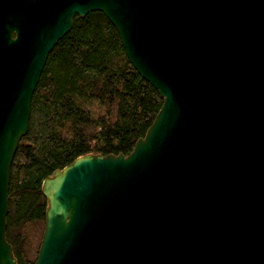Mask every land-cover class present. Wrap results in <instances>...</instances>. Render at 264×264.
Masks as SVG:
<instances>
[{"label":"water","instance_id":"obj_1","mask_svg":"<svg viewBox=\"0 0 264 264\" xmlns=\"http://www.w3.org/2000/svg\"><path fill=\"white\" fill-rule=\"evenodd\" d=\"M102 12L163 99L127 155L42 181L35 264H264V0H0V264L11 164L73 18Z\"/></svg>","mask_w":264,"mask_h":264},{"label":"trees","instance_id":"obj_2","mask_svg":"<svg viewBox=\"0 0 264 264\" xmlns=\"http://www.w3.org/2000/svg\"><path fill=\"white\" fill-rule=\"evenodd\" d=\"M162 102L102 12L73 18L47 57L11 164L6 239L17 264H35L38 255L47 210L44 178L88 153L127 156Z\"/></svg>","mask_w":264,"mask_h":264}]
</instances>
